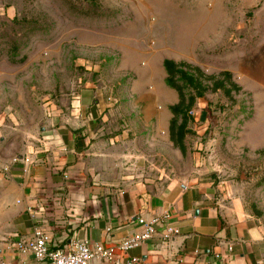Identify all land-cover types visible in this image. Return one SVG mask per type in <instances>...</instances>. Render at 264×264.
<instances>
[{
  "label": "rangeland",
  "instance_id": "obj_1",
  "mask_svg": "<svg viewBox=\"0 0 264 264\" xmlns=\"http://www.w3.org/2000/svg\"><path fill=\"white\" fill-rule=\"evenodd\" d=\"M148 73L180 97L182 167L200 156L264 216V0H0V136L24 143L52 106L116 102Z\"/></svg>",
  "mask_w": 264,
  "mask_h": 264
},
{
  "label": "crops",
  "instance_id": "obj_2",
  "mask_svg": "<svg viewBox=\"0 0 264 264\" xmlns=\"http://www.w3.org/2000/svg\"><path fill=\"white\" fill-rule=\"evenodd\" d=\"M164 80L139 75L117 90L119 102L82 90L70 107L52 106L40 136H0V264H47L8 244L38 230L51 247L100 243L122 264H264V216L200 156L182 167L171 135L180 97ZM165 214L178 237L165 241L160 227L140 247L120 248L140 219Z\"/></svg>",
  "mask_w": 264,
  "mask_h": 264
},
{
  "label": "built area",
  "instance_id": "obj_3",
  "mask_svg": "<svg viewBox=\"0 0 264 264\" xmlns=\"http://www.w3.org/2000/svg\"><path fill=\"white\" fill-rule=\"evenodd\" d=\"M170 218V214H165L148 222L140 219L141 230L124 239L120 244V248L125 251L140 247L152 240L160 227L164 229L162 238L165 241L174 240L180 235V230L169 223ZM8 244L12 249L24 254L29 253L38 261L47 262V264H90L94 259H107L112 260L113 264H122L113 260V249L106 248L100 243L91 244L88 241H80L69 249L51 247L48 235L39 230L29 239L9 240ZM137 262H139V259L133 258L127 264Z\"/></svg>",
  "mask_w": 264,
  "mask_h": 264
},
{
  "label": "trees",
  "instance_id": "obj_4",
  "mask_svg": "<svg viewBox=\"0 0 264 264\" xmlns=\"http://www.w3.org/2000/svg\"><path fill=\"white\" fill-rule=\"evenodd\" d=\"M173 66V63L172 62H166V67L169 69V67L171 68ZM177 108L178 107H174L172 110L174 111V112H176V110H177Z\"/></svg>",
  "mask_w": 264,
  "mask_h": 264
},
{
  "label": "water",
  "instance_id": "obj_5",
  "mask_svg": "<svg viewBox=\"0 0 264 264\" xmlns=\"http://www.w3.org/2000/svg\"><path fill=\"white\" fill-rule=\"evenodd\" d=\"M210 171H211V169H210Z\"/></svg>",
  "mask_w": 264,
  "mask_h": 264
}]
</instances>
